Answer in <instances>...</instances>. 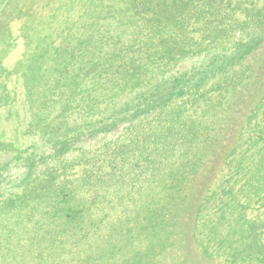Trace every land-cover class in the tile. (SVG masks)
Here are the masks:
<instances>
[{
    "label": "rangeland",
    "instance_id": "obj_1",
    "mask_svg": "<svg viewBox=\"0 0 264 264\" xmlns=\"http://www.w3.org/2000/svg\"><path fill=\"white\" fill-rule=\"evenodd\" d=\"M0 264H264V0H0Z\"/></svg>",
    "mask_w": 264,
    "mask_h": 264
}]
</instances>
